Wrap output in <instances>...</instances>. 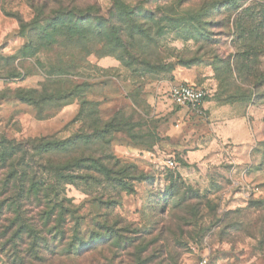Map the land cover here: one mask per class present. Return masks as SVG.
I'll use <instances>...</instances> for the list:
<instances>
[{
  "label": "rangeland",
  "instance_id": "1",
  "mask_svg": "<svg viewBox=\"0 0 264 264\" xmlns=\"http://www.w3.org/2000/svg\"><path fill=\"white\" fill-rule=\"evenodd\" d=\"M186 83L247 135L219 136L204 110L185 127L157 117ZM3 136L65 144L50 161L75 177L62 196L86 236L77 264H264V0H0ZM91 157L136 165L133 190Z\"/></svg>",
  "mask_w": 264,
  "mask_h": 264
},
{
  "label": "trees",
  "instance_id": "2",
  "mask_svg": "<svg viewBox=\"0 0 264 264\" xmlns=\"http://www.w3.org/2000/svg\"><path fill=\"white\" fill-rule=\"evenodd\" d=\"M121 9L127 10L124 5ZM109 127L108 124L105 128ZM64 145L57 138H29L18 142L0 137V258L3 264H77L86 236L78 222L70 226L75 212L71 201L62 196L67 184L64 182H72L75 177L64 175L70 171L66 165H54L50 161L52 153ZM87 160L91 161L90 170L99 177L114 176L116 188L133 190L136 179L132 181L125 174L138 170L136 165L122 166L117 161L110 168L103 158ZM47 170L52 172L53 179L45 178ZM87 244L88 252L92 250L93 239Z\"/></svg>",
  "mask_w": 264,
  "mask_h": 264
},
{
  "label": "crops",
  "instance_id": "3",
  "mask_svg": "<svg viewBox=\"0 0 264 264\" xmlns=\"http://www.w3.org/2000/svg\"><path fill=\"white\" fill-rule=\"evenodd\" d=\"M208 93H209V97H210V92L208 91ZM203 109L205 112H207L208 117H213V119H215L217 127L215 126L214 129L218 130L220 132L219 136H222L224 132L227 133L226 130L230 131V133H227V134L224 133L226 136H234V133H236V131L239 133L241 132V134L246 136L247 134H245V133L249 132V127H247L246 121L242 122L240 125H235L230 120V117H236L234 115V108L232 107V105H228V106L217 105L214 102H207V100H206L204 105H203ZM157 117H174L172 125H174L175 123L180 121V123H182L181 126L185 127V126H187V123L185 121L186 118L189 121V117H198V116L194 111H192L186 107H182L179 105H173V103L172 104L170 103L167 105L166 103L160 102V104L158 105ZM179 127L177 128V130H179ZM177 132H179V131H176V129L174 128L173 134L176 137L180 136ZM221 132H223V133H221ZM187 144L188 143H186V142H182V143L176 142L175 144H173L172 148L174 149L175 154L176 155L181 154L183 156L184 152L188 151L189 147ZM161 154L162 153L158 150V156H160ZM199 157H200V155L192 156V155H190V152H189L188 157H186V160H188L187 163L191 164V163L195 162L196 159H198ZM157 158L158 157L156 156L155 159H157ZM155 161H156V163H158L157 160H155ZM185 169H187V167ZM185 169H183L182 172H184Z\"/></svg>",
  "mask_w": 264,
  "mask_h": 264
},
{
  "label": "built area",
  "instance_id": "4",
  "mask_svg": "<svg viewBox=\"0 0 264 264\" xmlns=\"http://www.w3.org/2000/svg\"><path fill=\"white\" fill-rule=\"evenodd\" d=\"M208 94L205 88L187 83L173 86L170 90V97L175 104L186 107L200 115L204 112L203 105ZM165 166L171 170L177 167L172 159L167 160ZM198 264H209V262L206 257H203L198 261Z\"/></svg>",
  "mask_w": 264,
  "mask_h": 264
}]
</instances>
